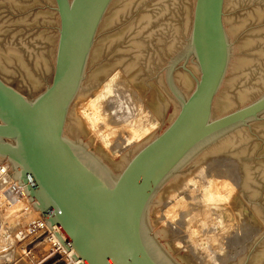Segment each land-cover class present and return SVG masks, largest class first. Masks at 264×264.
I'll return each mask as SVG.
<instances>
[{
    "label": "water",
    "instance_id": "95a60500",
    "mask_svg": "<svg viewBox=\"0 0 264 264\" xmlns=\"http://www.w3.org/2000/svg\"><path fill=\"white\" fill-rule=\"evenodd\" d=\"M0 155L87 264H264V0H0Z\"/></svg>",
    "mask_w": 264,
    "mask_h": 264
},
{
    "label": "built area",
    "instance_id": "2783aa9c",
    "mask_svg": "<svg viewBox=\"0 0 264 264\" xmlns=\"http://www.w3.org/2000/svg\"><path fill=\"white\" fill-rule=\"evenodd\" d=\"M9 174L8 166H5L4 161L0 158V179L3 175ZM4 193L6 198H19L24 195V189L21 185H18L16 181H13L5 186ZM7 195H10L8 197ZM3 199L0 198V203ZM19 229L17 231V238H14L17 242L28 240L25 244L27 255L32 259L34 264H85L78 252L70 243H64L60 239L62 234L60 230L50 229L48 224L43 218H37L32 221L20 220L18 223ZM52 227L54 225H51ZM61 237L65 239L61 235ZM41 251V254L38 253ZM33 252V254H32ZM26 257V256H25ZM27 258V257H26ZM75 260V261H74ZM36 262V263H35Z\"/></svg>",
    "mask_w": 264,
    "mask_h": 264
},
{
    "label": "bare ground",
    "instance_id": "6f19581e",
    "mask_svg": "<svg viewBox=\"0 0 264 264\" xmlns=\"http://www.w3.org/2000/svg\"><path fill=\"white\" fill-rule=\"evenodd\" d=\"M0 158L4 161L5 166H8V168H9V174L3 175L2 178L0 179V198L3 199L2 203H0V221H1V223L11 224V223H13V220H14L17 224L20 220L32 221V220H35L37 218H42L41 215L37 212V210L35 208L31 209L29 207L30 205L26 204V202L29 200L30 202L32 201L31 205L33 206V203L34 202L38 203V201L33 196H32L33 200H30L28 198V196L25 194V191H24V195L20 196L17 199L16 198H9V199L6 198L5 199L4 190H5V188H7L5 186H7L9 184V182L11 183L12 180L15 181L12 177V173L15 172L16 169H12V163H11V160L9 158L1 156V155H0ZM26 185H28V184L24 183L21 186L25 187ZM7 196L10 197V195H7ZM23 202H25V203H23ZM27 208L30 210V212L25 213L22 216L21 212H23ZM52 228L55 230L61 231V229L56 224H54V226ZM61 233H62L61 235L63 237H65V239H66V236L64 235V233L62 231H61ZM12 241H14V240H13V238L10 237V235H7V236H6V234L1 235L0 236V248L3 247L5 249L4 245L8 247L10 244L14 243ZM19 248H20V245H19ZM19 248H16V251H18ZM26 255L23 256V254H21V256H20L21 262L25 261ZM82 260L85 264H87L83 258H82Z\"/></svg>",
    "mask_w": 264,
    "mask_h": 264
},
{
    "label": "rangeland",
    "instance_id": "374dc122",
    "mask_svg": "<svg viewBox=\"0 0 264 264\" xmlns=\"http://www.w3.org/2000/svg\"><path fill=\"white\" fill-rule=\"evenodd\" d=\"M31 202L28 200L26 202V204L30 205L29 207L31 209H33L34 206L31 205ZM23 203H25V202H23ZM29 212H30V210L27 208L26 210L21 212V215L23 216L25 213H29ZM15 225H18V224H16V222L14 220H13V223H11V224L1 223V221H0V236L3 234H6V236L10 235V237L13 238V240H14V241H12L14 243L10 244L8 247L4 245L5 249L3 247L0 248V264H34V262L32 263V259L30 258V256L26 255L27 254L26 251H28V249L23 248V247H25V244H27L29 241L24 240L20 243L14 239V238H17L16 235H17V231L19 229V227L15 226ZM19 245H20V248H19ZM16 248H19L18 251H16ZM41 252H42V250L41 251L38 250V253L41 254ZM21 254H23V256L26 255V257H28V258H25L24 262L20 261ZM32 254H33V252H32Z\"/></svg>",
    "mask_w": 264,
    "mask_h": 264
}]
</instances>
